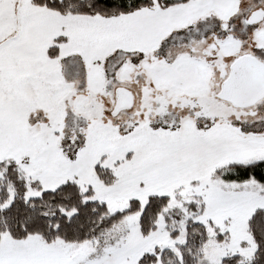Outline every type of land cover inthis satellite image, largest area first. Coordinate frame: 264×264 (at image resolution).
I'll use <instances>...</instances> for the list:
<instances>
[{
	"label": "snow or ice",
	"instance_id": "obj_1",
	"mask_svg": "<svg viewBox=\"0 0 264 264\" xmlns=\"http://www.w3.org/2000/svg\"><path fill=\"white\" fill-rule=\"evenodd\" d=\"M0 264H264V0H0Z\"/></svg>",
	"mask_w": 264,
	"mask_h": 264
}]
</instances>
